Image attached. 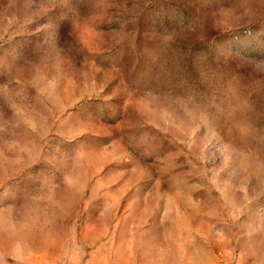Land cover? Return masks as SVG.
Instances as JSON below:
<instances>
[{
	"label": "rangeland",
	"instance_id": "rangeland-1",
	"mask_svg": "<svg viewBox=\"0 0 264 264\" xmlns=\"http://www.w3.org/2000/svg\"><path fill=\"white\" fill-rule=\"evenodd\" d=\"M0 264H264V0H0Z\"/></svg>",
	"mask_w": 264,
	"mask_h": 264
}]
</instances>
